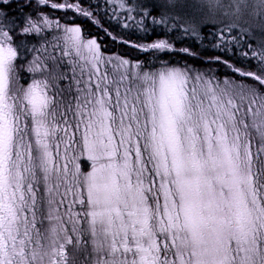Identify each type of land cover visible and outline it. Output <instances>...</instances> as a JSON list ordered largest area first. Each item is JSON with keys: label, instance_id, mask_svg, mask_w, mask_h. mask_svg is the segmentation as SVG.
I'll list each match as a JSON object with an SVG mask.
<instances>
[{"label": "snow or ice", "instance_id": "snow-or-ice-1", "mask_svg": "<svg viewBox=\"0 0 264 264\" xmlns=\"http://www.w3.org/2000/svg\"><path fill=\"white\" fill-rule=\"evenodd\" d=\"M257 30L264 0H0V264H264Z\"/></svg>", "mask_w": 264, "mask_h": 264}, {"label": "trees", "instance_id": "trees-1", "mask_svg": "<svg viewBox=\"0 0 264 264\" xmlns=\"http://www.w3.org/2000/svg\"><path fill=\"white\" fill-rule=\"evenodd\" d=\"M78 24H80L82 26L84 34L89 35L91 37L102 38L99 40V42L101 43L102 50L105 53H122V54H126L129 57H135L137 55H140V53L137 50L130 47L128 44L121 43L120 42L121 38L124 40H130V41L137 42V43L146 42L144 39H138L139 37L144 36L143 33L136 32L135 30H124L120 27H117L114 23L111 25L110 31H112L113 34L116 35V37H117L116 40H113L111 36L106 35L102 30H99L96 25H94L93 23H91L87 20H84L81 18L80 20H78ZM104 27H109L107 20H105ZM260 36L261 35H259L257 38H259ZM154 39H157V35L153 34L151 31H149V33L147 35V41H151ZM256 41L257 40L255 39V42ZM255 42L253 40V43H255ZM187 43H191V42L186 41L185 44L177 43L176 47L177 48L184 47V46H186ZM142 58H144V57H142ZM170 59L182 60L183 57L180 55H173L170 57ZM232 59H236V57H232ZM201 67L205 71H207L206 69L208 68V66L201 65ZM212 68H214L215 71L218 70L219 74H221V75H223L224 73H227L229 71L223 65H212ZM223 69H224V71H222Z\"/></svg>", "mask_w": 264, "mask_h": 264}, {"label": "rangeland", "instance_id": "rangeland-1", "mask_svg": "<svg viewBox=\"0 0 264 264\" xmlns=\"http://www.w3.org/2000/svg\"><path fill=\"white\" fill-rule=\"evenodd\" d=\"M57 15H59V13H57ZM259 35H261L259 38H257ZM255 39L257 40V41H259V40H264V35H262L258 30L256 31V33H255V37H254V42H255ZM214 71H215V69L214 68H212ZM207 70V69H206ZM222 71H224V69L222 70ZM224 73V72H223Z\"/></svg>", "mask_w": 264, "mask_h": 264}]
</instances>
